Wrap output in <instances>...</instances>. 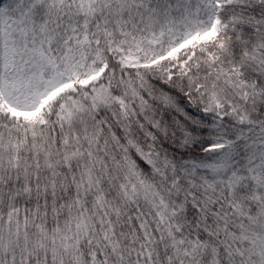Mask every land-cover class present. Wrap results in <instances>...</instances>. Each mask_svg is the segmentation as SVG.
Returning a JSON list of instances; mask_svg holds the SVG:
<instances>
[{
    "label": "snow or ice",
    "instance_id": "1",
    "mask_svg": "<svg viewBox=\"0 0 264 264\" xmlns=\"http://www.w3.org/2000/svg\"><path fill=\"white\" fill-rule=\"evenodd\" d=\"M0 264H264V0H0Z\"/></svg>",
    "mask_w": 264,
    "mask_h": 264
}]
</instances>
